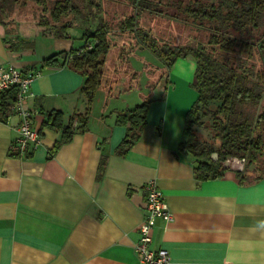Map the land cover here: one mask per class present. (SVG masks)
Segmentation results:
<instances>
[{
  "label": "crops",
  "instance_id": "0c3cea01",
  "mask_svg": "<svg viewBox=\"0 0 264 264\" xmlns=\"http://www.w3.org/2000/svg\"><path fill=\"white\" fill-rule=\"evenodd\" d=\"M72 25L69 38L38 26L36 38L47 44L35 56L29 35L8 36L0 25V65L39 72L25 105L35 111L32 127L40 140L24 156L10 154L19 118L8 100L0 111V264H144L133 244L145 214L142 187L150 180L173 213L170 221L155 218L151 228V247L166 249L170 264H264V177L240 183L227 170L200 180L192 155L179 148L196 99L186 86L194 81V59L177 57L168 69L162 62V83L153 79L143 90L124 85L113 102L111 85L92 113L80 92L84 76L65 65L41 66L44 58L82 47L73 45ZM93 30L80 31L83 43ZM144 99L150 100L145 124L119 155L126 127L115 123L116 112ZM53 110L62 113L64 126L79 116L68 141L58 143L62 130L43 125Z\"/></svg>",
  "mask_w": 264,
  "mask_h": 264
},
{
  "label": "trees",
  "instance_id": "16d2710c",
  "mask_svg": "<svg viewBox=\"0 0 264 264\" xmlns=\"http://www.w3.org/2000/svg\"><path fill=\"white\" fill-rule=\"evenodd\" d=\"M151 1L132 0L135 13L123 18L118 28L137 32V42L150 48L166 69L177 57L189 55L194 59L192 86L196 99L185 114V139L179 144L193 157L194 175L200 180L218 178L225 172L219 161L232 156L244 160L243 170L235 171L240 183L261 179L264 174L249 177L247 166L264 157V0H157L160 8ZM32 3L40 8L39 27L53 29L56 37L69 38L66 29L75 20L70 23L67 17L77 15V6L70 0H0V25L14 9ZM142 11L189 25L197 34L203 33V40L197 38L192 45L164 52L156 47L154 37L147 43L150 34L137 29ZM109 36V24L101 18L92 33L84 34V42L93 43L91 49L80 53L79 48L63 51L41 61V66L65 65L84 76L80 92L88 108L101 84ZM63 53L65 58L60 63L57 57ZM15 95L14 88L0 92V111L6 110L8 100L14 102ZM149 103V99H144L131 109L116 112L115 123L126 127V135L116 148L119 155H124L138 139ZM75 118L79 116H73L64 126L62 113L53 110L46 115L43 125L61 129V143L70 139ZM213 152L218 153L215 161L210 158ZM103 166L100 162L98 174Z\"/></svg>",
  "mask_w": 264,
  "mask_h": 264
},
{
  "label": "rangeland",
  "instance_id": "374dc122",
  "mask_svg": "<svg viewBox=\"0 0 264 264\" xmlns=\"http://www.w3.org/2000/svg\"><path fill=\"white\" fill-rule=\"evenodd\" d=\"M70 2L77 6V15L67 17L70 23L75 20L69 31L74 46H83L84 43L79 36L80 31L95 29L100 20L99 16H102L110 27V48L104 57L101 84L95 91L90 106L92 113H97L104 105L106 99H104L103 91L107 92L111 85L113 91L107 97L113 102L111 95H115V91L121 90L124 85L143 90L150 86L153 79L158 80L157 83H162L167 78V73L162 72V66H159L162 65L160 58L150 48L144 47L145 51H141L143 47L137 42L139 38L136 36L137 32L120 31L118 28L123 18L135 13L132 0H70ZM151 2L158 8L161 7L157 0ZM38 15H40L39 5L32 3L14 9L3 19V27L8 36L19 33L20 36L29 35L33 39L35 52L32 55L34 56L40 53L44 44H47L43 39H37L35 35L34 30L37 29L39 21ZM137 29L148 32L150 35L146 42L149 43L151 37H154L156 47L161 50L164 48L165 52L179 46L192 45L197 38L203 40L204 36L203 33L197 34L189 25L161 16L153 17L143 11L139 13ZM49 30L53 31V29ZM186 86L194 90L191 84ZM200 132L205 131L200 130ZM263 159L264 157H260L247 166L249 177L264 174V163L261 162Z\"/></svg>",
  "mask_w": 264,
  "mask_h": 264
},
{
  "label": "built area",
  "instance_id": "2783aa9c",
  "mask_svg": "<svg viewBox=\"0 0 264 264\" xmlns=\"http://www.w3.org/2000/svg\"><path fill=\"white\" fill-rule=\"evenodd\" d=\"M93 43L89 40L77 50L91 49ZM39 75L38 71H21L13 66L0 65V92L15 89L13 111L19 118L18 135L10 145L9 152L15 156H24L35 150L39 143V135L32 127V117L35 111L26 107L25 101L32 94L30 87L32 80ZM145 191L144 218L138 224V239L133 244L134 252L144 264H170V256L166 249L151 247V228L155 218L170 221L173 213L169 210L164 195L154 180H150L142 187Z\"/></svg>",
  "mask_w": 264,
  "mask_h": 264
},
{
  "label": "water",
  "instance_id": "95a60500",
  "mask_svg": "<svg viewBox=\"0 0 264 264\" xmlns=\"http://www.w3.org/2000/svg\"><path fill=\"white\" fill-rule=\"evenodd\" d=\"M165 52V49L163 48ZM65 58V54H61L57 57V60L62 63ZM211 160L215 161L218 158V153L213 152L210 155ZM223 170L242 171L244 168V160L237 157L227 156L224 160L219 161Z\"/></svg>",
  "mask_w": 264,
  "mask_h": 264
}]
</instances>
